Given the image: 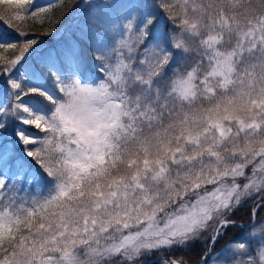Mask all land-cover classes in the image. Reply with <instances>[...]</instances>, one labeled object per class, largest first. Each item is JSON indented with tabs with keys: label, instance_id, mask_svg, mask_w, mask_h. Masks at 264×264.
<instances>
[{
	"label": "snow or ice",
	"instance_id": "obj_1",
	"mask_svg": "<svg viewBox=\"0 0 264 264\" xmlns=\"http://www.w3.org/2000/svg\"><path fill=\"white\" fill-rule=\"evenodd\" d=\"M88 7L83 41L0 55V264H264V0Z\"/></svg>",
	"mask_w": 264,
	"mask_h": 264
},
{
	"label": "rangeland",
	"instance_id": "obj_2",
	"mask_svg": "<svg viewBox=\"0 0 264 264\" xmlns=\"http://www.w3.org/2000/svg\"><path fill=\"white\" fill-rule=\"evenodd\" d=\"M97 0H67V12L62 10L58 12L61 5H64L63 0H34L37 7L53 5L58 7L55 12L51 11L46 15L50 19H45L41 24L33 19H25L23 21H17L11 19V14L16 11L14 4H0V16L4 19H0V36L7 37L12 40H19L16 49H10L7 51L0 50V55L13 59L19 53V49L22 42L27 39L37 40L35 45L36 51L32 53V59H37L42 54L52 53L55 55L66 44L85 39L86 23L92 12V9L88 7V3H95ZM7 21V22H6ZM9 24L11 26H9ZM24 32L27 35L19 37L18 33ZM3 61H0V65ZM38 132V130H37ZM43 136L44 133H39ZM14 139L11 129L5 133L0 140L11 142ZM9 143V147H11ZM250 206H245L247 208ZM243 210H239L242 212ZM264 215V212L261 213Z\"/></svg>",
	"mask_w": 264,
	"mask_h": 264
},
{
	"label": "trees",
	"instance_id": "obj_3",
	"mask_svg": "<svg viewBox=\"0 0 264 264\" xmlns=\"http://www.w3.org/2000/svg\"><path fill=\"white\" fill-rule=\"evenodd\" d=\"M63 4L64 5H61L58 9V12L59 11H62V10H66L65 12H67V8H66V5H67V0H63ZM58 7H55L53 6L52 10L53 12L56 11ZM2 32L0 31V34ZM249 209L250 207H247V208H242L240 210H243L242 212H237L236 216L234 217V219H236L237 223H241L243 225H248V220H249ZM257 219H259V216L257 217ZM242 231V228L237 224V227L236 228H233L229 233H228V236H226L224 238V240H221L218 242L217 244V249H219L221 246L224 245L225 241L236 235L237 233L241 232ZM199 251H200V245H193L191 246L190 248L186 249V250H175L174 254L175 255H180V256H184L185 258L187 259H190L192 261H195L199 258Z\"/></svg>",
	"mask_w": 264,
	"mask_h": 264
},
{
	"label": "water",
	"instance_id": "obj_4",
	"mask_svg": "<svg viewBox=\"0 0 264 264\" xmlns=\"http://www.w3.org/2000/svg\"><path fill=\"white\" fill-rule=\"evenodd\" d=\"M241 226V224H239Z\"/></svg>",
	"mask_w": 264,
	"mask_h": 264
}]
</instances>
